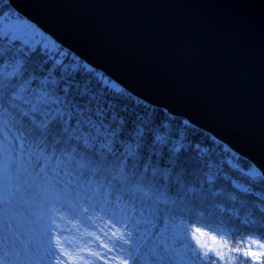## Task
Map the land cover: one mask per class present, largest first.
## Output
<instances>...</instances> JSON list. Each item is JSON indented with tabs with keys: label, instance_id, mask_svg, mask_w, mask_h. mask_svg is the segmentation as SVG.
<instances>
[{
	"label": "trees",
	"instance_id": "obj_1",
	"mask_svg": "<svg viewBox=\"0 0 264 264\" xmlns=\"http://www.w3.org/2000/svg\"><path fill=\"white\" fill-rule=\"evenodd\" d=\"M5 157L1 170L12 182L2 185L0 211L18 209L47 225L42 203L68 191L88 219L105 216L123 230V244L107 241L108 262L264 264V179L253 165L136 99L0 0V163ZM179 222L215 234L223 248L185 237L153 251L165 224ZM62 249L74 251L77 264H101L81 245L64 240Z\"/></svg>",
	"mask_w": 264,
	"mask_h": 264
},
{
	"label": "water",
	"instance_id": "obj_2",
	"mask_svg": "<svg viewBox=\"0 0 264 264\" xmlns=\"http://www.w3.org/2000/svg\"><path fill=\"white\" fill-rule=\"evenodd\" d=\"M124 91L264 179V0H7Z\"/></svg>",
	"mask_w": 264,
	"mask_h": 264
},
{
	"label": "rangeland",
	"instance_id": "obj_3",
	"mask_svg": "<svg viewBox=\"0 0 264 264\" xmlns=\"http://www.w3.org/2000/svg\"><path fill=\"white\" fill-rule=\"evenodd\" d=\"M8 23L15 26L20 25L12 19ZM8 164L7 157L3 163H0V193H2L4 183L12 182L7 175L9 170H1ZM53 194H55L54 198L50 195L49 200L44 201L41 206L47 212V225L40 220L34 221L35 218L29 219L26 212L23 214L18 209L2 208L4 212L0 211V264H41L36 262L35 252L48 264H77V254L74 251L65 253L62 249L64 240L67 245H74V248L81 245L83 250L91 249L93 255L101 258V264H118L112 256L111 261L108 262L107 257L103 254L110 253L106 251L107 241L114 246L124 243V239L119 237L120 233H124L123 230L118 226H112L103 215L100 221L94 216L88 219L87 215L83 214L86 206L71 197L72 193L63 191V194L56 192ZM61 201L66 203L67 208L61 206ZM57 215L59 217L55 218ZM79 217H83L85 222L88 221V225L85 226L80 222ZM58 220L61 225H64V231H59L61 227L58 225ZM148 228L149 226L147 230ZM138 231L145 233L144 229H138ZM104 233H110L108 240ZM126 233H134V231L129 228ZM59 236L61 237L59 238ZM185 237L191 239V242L198 248L206 250L219 252L224 246L215 234L191 229L185 223L179 222L171 226L165 224L163 229L158 232L153 251H158L160 245L172 247L178 240L182 243V239Z\"/></svg>",
	"mask_w": 264,
	"mask_h": 264
},
{
	"label": "bare ground",
	"instance_id": "obj_4",
	"mask_svg": "<svg viewBox=\"0 0 264 264\" xmlns=\"http://www.w3.org/2000/svg\"><path fill=\"white\" fill-rule=\"evenodd\" d=\"M216 140V139H215Z\"/></svg>",
	"mask_w": 264,
	"mask_h": 264
}]
</instances>
